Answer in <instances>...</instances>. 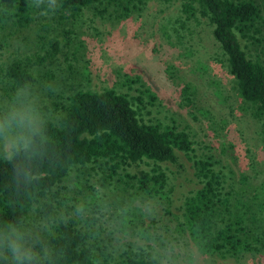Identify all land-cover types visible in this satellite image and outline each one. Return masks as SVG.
I'll return each mask as SVG.
<instances>
[{
  "label": "rangeland",
  "instance_id": "1",
  "mask_svg": "<svg viewBox=\"0 0 264 264\" xmlns=\"http://www.w3.org/2000/svg\"><path fill=\"white\" fill-rule=\"evenodd\" d=\"M183 3L146 0L123 16L110 5L94 3L61 22L56 21L55 10L42 16L37 9L33 24L0 42L4 44L0 46V68L13 57L35 52L34 28L47 22L48 34L59 42V50L53 58L29 66L34 75L31 90L39 97L47 119L61 114L75 90L112 87L129 96L141 95L139 111L144 120L174 124L188 133L193 148L188 156H181L179 169L168 162L148 161L108 177L105 163L98 159L71 166L54 187L68 198L67 216L82 220L93 216L114 260L130 250H143L155 258L154 264H264L262 251L235 258L202 254L176 228L183 198L200 185L193 176V158L211 157L232 209L240 192V198L252 204L260 199L264 182V119L255 116L251 104L238 95L205 16L199 9L189 14ZM40 7L46 8L47 0ZM260 26L240 37V42L248 57L264 64ZM184 86L187 89L181 92ZM9 87L0 73V102L14 92ZM155 165L166 176L161 197L141 193L133 180L122 175ZM78 207L83 211L78 212ZM41 224L34 204L24 227L36 233Z\"/></svg>",
  "mask_w": 264,
  "mask_h": 264
},
{
  "label": "trees",
  "instance_id": "2",
  "mask_svg": "<svg viewBox=\"0 0 264 264\" xmlns=\"http://www.w3.org/2000/svg\"><path fill=\"white\" fill-rule=\"evenodd\" d=\"M144 1L57 0L55 18L61 22L76 17L83 7L94 3L110 5L123 16ZM37 9L34 0H0V42L33 24ZM196 9L211 25L238 95L251 104L255 116L264 119V64L248 57L240 42V37L257 29L258 23L264 30V0H184V11L193 14ZM34 43L38 49L30 56L13 57L0 68L1 78L13 91L34 82L31 64H41L59 50V42L48 34L47 22L35 26ZM186 89L184 86L181 92ZM185 99L189 100L187 96ZM141 102V95L129 96L112 87L75 90L61 114L47 119V141L30 162H25L39 179L27 182L16 175L15 165L22 157L13 162L0 159V225L24 226L28 211L37 204L42 218L37 232L52 253L45 264H154L155 258L143 250H130L114 260L101 241L93 216L84 217V221L67 216L68 198L54 189L71 166L98 159L105 163L108 177L126 166L148 161L182 167L181 156H188L193 148L188 133L174 124L144 120L139 111ZM212 164L209 155L192 159L193 176L200 185L183 198L176 228L186 233L202 254L235 258L244 253H264V182L260 199L252 204L240 198V192L232 209L230 195L222 191L223 178ZM122 175L133 180L145 195L164 194L166 176L156 165L136 167Z\"/></svg>",
  "mask_w": 264,
  "mask_h": 264
},
{
  "label": "clouds",
  "instance_id": "3",
  "mask_svg": "<svg viewBox=\"0 0 264 264\" xmlns=\"http://www.w3.org/2000/svg\"><path fill=\"white\" fill-rule=\"evenodd\" d=\"M44 3L45 0H34L42 16L58 7L57 0H47V7L41 8ZM46 126L47 114L29 84L17 86L6 101L0 102V159L13 162L22 157L15 165L16 175L27 182L39 179L25 162H30L47 141ZM51 255L41 243L39 232L32 233L22 224L0 225V264H45Z\"/></svg>",
  "mask_w": 264,
  "mask_h": 264
}]
</instances>
